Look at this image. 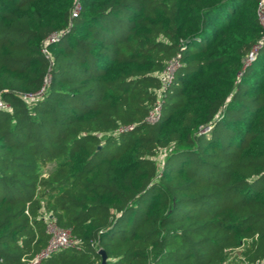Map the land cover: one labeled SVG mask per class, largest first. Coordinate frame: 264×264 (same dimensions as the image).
I'll return each mask as SVG.
<instances>
[{
	"label": "trees",
	"instance_id": "obj_1",
	"mask_svg": "<svg viewBox=\"0 0 264 264\" xmlns=\"http://www.w3.org/2000/svg\"><path fill=\"white\" fill-rule=\"evenodd\" d=\"M258 3L0 0V264H264Z\"/></svg>",
	"mask_w": 264,
	"mask_h": 264
},
{
	"label": "built area",
	"instance_id": "obj_2",
	"mask_svg": "<svg viewBox=\"0 0 264 264\" xmlns=\"http://www.w3.org/2000/svg\"><path fill=\"white\" fill-rule=\"evenodd\" d=\"M79 12V5H76L72 11V15L76 16ZM257 17L259 20V23L261 24L263 28V35L257 43L249 56L245 59V66H248L257 55L258 51L263 48L264 46V0H259L258 7H257ZM55 35L51 36V39L54 38ZM44 51H46V48H44ZM177 63L176 61H172L167 69L165 70L163 74V80L164 83L168 82L170 80V77L172 76V73L174 69L176 68ZM42 91V90H41ZM41 91L39 93H41ZM29 97H32V94L29 95ZM9 105L5 103V101L0 100V108H8ZM159 116V108H155L150 112V115L148 117L149 121H155L158 119ZM209 127L205 128V130H208ZM47 230L50 234L49 241L45 248H43L33 259L31 264H35L39 260H41L44 257L49 256L51 253L56 252L60 249H65L73 246L78 242V239H76L71 231L69 229L63 228L58 226L51 218H47Z\"/></svg>",
	"mask_w": 264,
	"mask_h": 264
},
{
	"label": "water",
	"instance_id": "obj_3",
	"mask_svg": "<svg viewBox=\"0 0 264 264\" xmlns=\"http://www.w3.org/2000/svg\"><path fill=\"white\" fill-rule=\"evenodd\" d=\"M205 128H207V126H205ZM99 251H100V253L102 254V258H103V260H102V264H104L105 261H106V253H105L104 250H102V249H100Z\"/></svg>",
	"mask_w": 264,
	"mask_h": 264
},
{
	"label": "rangeland",
	"instance_id": "obj_4",
	"mask_svg": "<svg viewBox=\"0 0 264 264\" xmlns=\"http://www.w3.org/2000/svg\"><path fill=\"white\" fill-rule=\"evenodd\" d=\"M161 156H162V154H159L158 156H157V158H158V161L161 163ZM45 215H46V213H45ZM47 218H50V217H48V215H46V219Z\"/></svg>",
	"mask_w": 264,
	"mask_h": 264
}]
</instances>
